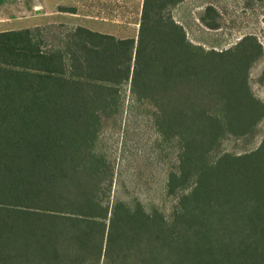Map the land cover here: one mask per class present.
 I'll return each instance as SVG.
<instances>
[{
	"label": "trees",
	"instance_id": "1",
	"mask_svg": "<svg viewBox=\"0 0 264 264\" xmlns=\"http://www.w3.org/2000/svg\"><path fill=\"white\" fill-rule=\"evenodd\" d=\"M182 1L143 0L135 38L0 31V264H264V132L225 147L255 143L264 119L262 46L193 43L171 14ZM198 20L219 27L211 5ZM125 111L156 134L160 204L115 186L102 133Z\"/></svg>",
	"mask_w": 264,
	"mask_h": 264
},
{
	"label": "rangeland",
	"instance_id": "2",
	"mask_svg": "<svg viewBox=\"0 0 264 264\" xmlns=\"http://www.w3.org/2000/svg\"><path fill=\"white\" fill-rule=\"evenodd\" d=\"M37 1L0 0V29L14 26L11 24H14L12 20L16 18L33 14L31 4H37ZM206 5L213 6L218 12L219 27L216 29H209L198 20L199 13ZM171 14L184 27L187 38L205 48H226L244 35H254L262 46V55L250 71V82L254 93L264 100V0H183L171 10ZM56 24L58 23L41 26ZM126 111L118 127L106 129L102 133V138L112 152L115 170L119 168L123 173L115 186L125 188L147 204H160L164 200L165 164L160 161L153 147L156 134L145 117L138 112ZM263 132L264 119L258 125L255 143L246 146L241 141L227 140L226 150L241 151L253 147L259 142ZM166 205L168 206V202Z\"/></svg>",
	"mask_w": 264,
	"mask_h": 264
},
{
	"label": "crops",
	"instance_id": "3",
	"mask_svg": "<svg viewBox=\"0 0 264 264\" xmlns=\"http://www.w3.org/2000/svg\"><path fill=\"white\" fill-rule=\"evenodd\" d=\"M142 1L38 0L37 4H31L33 14L12 20L14 24L11 25L14 26H4L0 31L47 23H62L68 26H83L92 31L111 34L117 38H135ZM127 33H132V35H127Z\"/></svg>",
	"mask_w": 264,
	"mask_h": 264
}]
</instances>
